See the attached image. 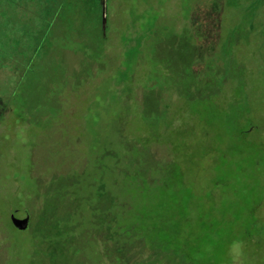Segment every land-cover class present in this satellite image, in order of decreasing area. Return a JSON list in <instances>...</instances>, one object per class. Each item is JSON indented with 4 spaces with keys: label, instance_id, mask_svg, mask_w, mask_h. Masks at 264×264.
<instances>
[{
    "label": "rangeland",
    "instance_id": "374dc122",
    "mask_svg": "<svg viewBox=\"0 0 264 264\" xmlns=\"http://www.w3.org/2000/svg\"><path fill=\"white\" fill-rule=\"evenodd\" d=\"M101 1L0 0V264H264V0Z\"/></svg>",
    "mask_w": 264,
    "mask_h": 264
},
{
    "label": "flooded vegetation",
    "instance_id": "af4514ba",
    "mask_svg": "<svg viewBox=\"0 0 264 264\" xmlns=\"http://www.w3.org/2000/svg\"><path fill=\"white\" fill-rule=\"evenodd\" d=\"M14 97H15L14 89L2 91V89L0 88V140H1V135L3 134L4 131H6L4 133L6 138L8 134L7 131L10 130L11 132L13 131L14 128V121L17 117V108L16 110L12 108Z\"/></svg>",
    "mask_w": 264,
    "mask_h": 264
},
{
    "label": "trees",
    "instance_id": "16d2710c",
    "mask_svg": "<svg viewBox=\"0 0 264 264\" xmlns=\"http://www.w3.org/2000/svg\"><path fill=\"white\" fill-rule=\"evenodd\" d=\"M184 0H161V1H159V3H161V4H164V3H167V2H172L173 4H174V6L176 7V8H178L179 10L180 9H182V6H184L183 4H184V2H183ZM248 1H250V2H248ZM97 2H98V4H99V8L101 7V5H102V1L101 0H97ZM154 3V2H153ZM231 3H242V4H245V3H247V4H249L250 6H254V4L255 3H257V0H230V2L229 3H227V4H231ZM106 7H108V5L110 4V0H106ZM98 17H99V20L101 21L102 20V11H101V8H100V10H99V14H98ZM155 17H157V16H155ZM154 17V18H155ZM153 18V19H154ZM106 19H107V17H105V19H103L102 20V26L103 27H106V25H107V23H106ZM25 232H26V230H24ZM24 231H18V233L19 234H21V233H23ZM27 233V232H26ZM44 236H45V234H44ZM43 236V237H44ZM261 245L264 247V240L262 241V243H261Z\"/></svg>",
    "mask_w": 264,
    "mask_h": 264
},
{
    "label": "water",
    "instance_id": "95a60500",
    "mask_svg": "<svg viewBox=\"0 0 264 264\" xmlns=\"http://www.w3.org/2000/svg\"><path fill=\"white\" fill-rule=\"evenodd\" d=\"M11 224L19 231H23L27 229L30 215L27 210H20V209H12L9 212Z\"/></svg>",
    "mask_w": 264,
    "mask_h": 264
},
{
    "label": "clouds",
    "instance_id": "9594fccd",
    "mask_svg": "<svg viewBox=\"0 0 264 264\" xmlns=\"http://www.w3.org/2000/svg\"><path fill=\"white\" fill-rule=\"evenodd\" d=\"M239 249V252L234 250ZM229 254L232 256L233 264H239V257L243 254V242L242 241H233L229 246Z\"/></svg>",
    "mask_w": 264,
    "mask_h": 264
}]
</instances>
